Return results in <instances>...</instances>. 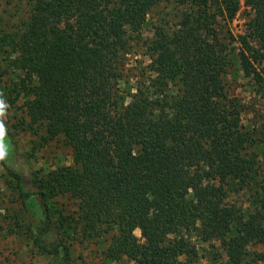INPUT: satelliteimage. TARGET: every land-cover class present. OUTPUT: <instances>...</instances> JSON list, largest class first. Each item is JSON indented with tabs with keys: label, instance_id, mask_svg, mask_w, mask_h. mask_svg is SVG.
<instances>
[{
	"label": "trees",
	"instance_id": "obj_1",
	"mask_svg": "<svg viewBox=\"0 0 264 264\" xmlns=\"http://www.w3.org/2000/svg\"><path fill=\"white\" fill-rule=\"evenodd\" d=\"M156 1L28 0L11 29L0 17V91L22 100L17 125L39 146L60 140L72 164L31 175L28 191L0 163L20 198L39 202L34 244L58 264L74 262L52 235L59 229L81 241L109 235L111 262L193 264L195 235L217 241L228 264L250 256L264 264V251H249L264 249V144L240 123L244 108L224 83L235 63L244 78L264 81V0H182L189 12L174 29L155 30L150 62L131 83L129 57ZM241 1L251 15L235 40L212 8L224 23ZM231 191L248 192L251 208L230 204Z\"/></svg>",
	"mask_w": 264,
	"mask_h": 264
},
{
	"label": "rangeland",
	"instance_id": "obj_2",
	"mask_svg": "<svg viewBox=\"0 0 264 264\" xmlns=\"http://www.w3.org/2000/svg\"><path fill=\"white\" fill-rule=\"evenodd\" d=\"M182 0H157L150 9L146 21L143 24L139 47H136V56L129 57L127 68L128 81L133 83L135 77H139L143 68L150 62L148 43L152 40L157 28L165 30L174 29L183 14L187 13ZM28 0H0V17L2 25L12 28L19 20L26 18ZM213 12L217 15L219 26L227 30L229 34L238 40L246 34L248 18L251 15L250 8L240 2L235 16L222 22L219 17V9L213 2ZM189 12V11H188ZM7 27H3L7 29ZM229 50L235 57L239 50V43L229 45ZM6 77L0 79V89L6 84ZM228 96L238 101L243 106V113L239 119L244 127L255 130L259 141L264 144V81H253L243 77L237 63L228 71L224 78ZM22 100L11 103L7 96L0 91V103L5 105L3 115H0V126L4 131L0 134V158L12 170L25 178L28 191L34 190V184L29 183V177H40L50 170L72 164L71 151L60 140H54L46 145L39 146L38 138L27 130H22L17 124L25 113L22 112ZM6 130L11 134L12 141L7 137ZM264 166V157H259ZM248 192H229L227 201L237 205L241 210H249L247 201ZM57 207L61 208L63 200H57ZM42 219V210L36 199L24 201L19 197L14 180L8 175L5 167L0 163V264H58L55 258L34 244V226ZM134 234L139 237L137 229ZM54 238L61 239L69 246L73 257V264H133L126 258L119 262L105 260L104 251L110 243V236L101 239L80 240L78 236L63 229L52 232ZM191 243L197 250V258L193 264H228L225 249L214 240L202 242L195 235L191 237ZM250 253L263 252L258 244L249 248ZM253 256L247 257L243 264L251 262Z\"/></svg>",
	"mask_w": 264,
	"mask_h": 264
},
{
	"label": "clouds",
	"instance_id": "obj_3",
	"mask_svg": "<svg viewBox=\"0 0 264 264\" xmlns=\"http://www.w3.org/2000/svg\"><path fill=\"white\" fill-rule=\"evenodd\" d=\"M4 108H5V105L0 103V115H3V112H4ZM4 131L3 127L0 126V134H2Z\"/></svg>",
	"mask_w": 264,
	"mask_h": 264
}]
</instances>
